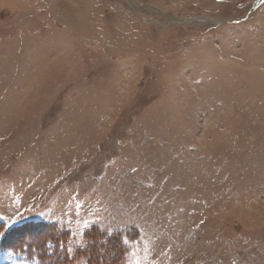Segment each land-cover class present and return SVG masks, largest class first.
<instances>
[{
    "label": "rangeland",
    "instance_id": "rangeland-1",
    "mask_svg": "<svg viewBox=\"0 0 264 264\" xmlns=\"http://www.w3.org/2000/svg\"><path fill=\"white\" fill-rule=\"evenodd\" d=\"M0 264H264V0H0Z\"/></svg>",
    "mask_w": 264,
    "mask_h": 264
},
{
    "label": "crops",
    "instance_id": "crops-1",
    "mask_svg": "<svg viewBox=\"0 0 264 264\" xmlns=\"http://www.w3.org/2000/svg\"><path fill=\"white\" fill-rule=\"evenodd\" d=\"M72 45L73 44H67L66 46H65V48L63 49V50H67L68 52L69 51H71V49L74 51L75 49L74 48H72ZM45 47V49H44V52L46 51H48V50H51V52L52 51H55V49L57 50V46H55V45H52V44H47L46 46H44ZM69 54V53H68ZM74 61V60H73ZM74 63H75V61H74ZM47 65H58V59H57V57H55V58H50L49 60H48V62H47Z\"/></svg>",
    "mask_w": 264,
    "mask_h": 264
}]
</instances>
